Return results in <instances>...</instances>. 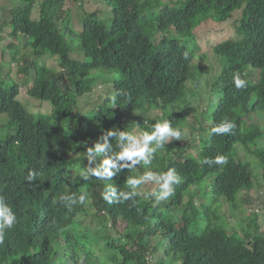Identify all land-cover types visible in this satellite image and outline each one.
I'll return each instance as SVG.
<instances>
[{
    "label": "trees",
    "instance_id": "16d2710c",
    "mask_svg": "<svg viewBox=\"0 0 264 264\" xmlns=\"http://www.w3.org/2000/svg\"><path fill=\"white\" fill-rule=\"evenodd\" d=\"M9 1L0 33L10 25L7 34L24 39L31 51L21 54L11 43L5 64L22 59L20 71L34 69L26 73L31 81L26 94L51 110L30 112L17 98L18 84L0 73V115L6 117L0 132L14 131L11 142L0 138V198L17 217L3 230L0 264H165L168 258L167 264H264V229L256 210L264 211V0H103L108 11H85L77 31L63 25L67 0ZM69 1L83 6L87 0ZM243 4L237 37L211 47L224 64L212 83L204 78L207 90L201 92L207 68L195 79L192 60L200 47L194 30L206 21H228ZM44 54L57 58V74L35 67ZM92 70L113 74L107 79L112 90L67 130L58 122L71 115L76 97L92 90ZM236 74L246 81L244 88H236ZM122 112L140 115L124 120ZM190 113L209 129L196 128L183 142L150 141L148 164L120 167L131 162L117 161L112 177L91 175L121 151L120 133L141 137L164 121L183 130ZM228 123L234 125L229 133L213 131ZM105 143L109 149L98 153ZM219 156L228 163H215ZM169 169L179 181L172 185L174 195L153 207L162 191L160 175ZM147 172L154 173L149 181L158 183L142 195L140 185L129 180ZM207 177H212L204 191L208 197L197 203L190 188L197 190ZM113 191L109 204L102 194ZM121 193L136 194L120 202ZM219 203L234 212L243 205L249 212L232 229L219 215ZM90 212L94 230L83 225ZM95 248L104 251L102 258ZM159 251L162 256L154 258Z\"/></svg>",
    "mask_w": 264,
    "mask_h": 264
},
{
    "label": "rangeland",
    "instance_id": "374dc122",
    "mask_svg": "<svg viewBox=\"0 0 264 264\" xmlns=\"http://www.w3.org/2000/svg\"><path fill=\"white\" fill-rule=\"evenodd\" d=\"M83 6H80L79 4H74L73 2L67 0L63 6V15L66 18H63V25H67V27H70L74 29V31H77L80 28V21L85 15V11H94L96 9L103 10L106 9V5L103 0H87L83 2ZM11 7V2L9 0H0V25H2L3 21H5L6 16V11ZM246 10V5L243 4L242 6H239L233 13L230 19L224 23H215L211 21H206L199 25L197 28H195L194 33L195 36L198 39V45H199V51L196 54V57L192 60V65L195 73V79L199 76V73H202L201 68L206 67L207 71L203 72V81H200V86L199 89L202 92L204 89L207 90L206 84L204 85V78L207 79L209 83H212L214 78L220 73L221 71V66L224 64L219 57H216L212 53L211 47L216 44L217 42L224 40V39H235L237 37V34L235 33L236 31V26H239L240 22L243 19V14L244 11ZM105 11V10H103ZM108 11V9H106ZM37 12L36 10L32 11V18H36ZM71 20L73 22H71ZM61 25V24H60ZM10 25H4L1 29L3 32L0 33V68L3 69L0 70V73L5 74V76H8L7 80H11L15 83L18 84L19 86V94L17 96L18 100L26 106V108L32 112V113H44V114H50V106L47 102H39L35 101L34 99L30 98L26 94V86H28L31 82L30 80L27 82L26 79L28 78L25 72L20 71L21 70V65L23 64V60H17L11 62L10 65H6L5 63L10 61L11 55L13 53V48L8 47L11 43L17 44L18 49L22 52L21 54L29 53L31 49L29 47H24L25 42L23 40H15L10 37L7 32L10 30ZM64 28L61 30L62 35L66 36L68 33V30ZM161 33H158L154 36V38L158 39L161 37ZM72 58L76 59H81L77 54H70ZM203 58V59H202ZM35 67L39 70L42 68H45L50 74H57L61 69L58 67V60L56 57L44 54L41 56L38 60L37 63L35 64ZM10 73L8 74V72ZM34 72V69H28L27 74H31ZM7 73V74H6ZM3 76V78L5 77ZM113 74L110 73H105L100 70H92L90 71L88 77L91 78V84L93 86L92 90L88 93H84L79 97H76V100L73 104L72 108V113L70 116H68L64 121L58 122L59 124H62L67 130H69V126L71 123L78 118L81 115H89L91 114L92 110L96 108L99 104H102L104 100L107 98L108 94H110L112 87L110 83L108 82V78H111ZM63 80L65 79V76L62 78ZM202 79V78H201ZM208 83V84H209ZM192 82H188V87L192 86ZM106 106H110V104H106ZM173 107L170 106L168 108V111H172ZM155 113H160L159 111H155ZM140 115V113H135V112H122L121 115L126 120L127 118L131 117V115ZM258 117V121L261 119ZM5 115H0V119H5ZM187 123L182 126L183 130L178 129L181 132V136L179 141H184L185 139L189 138L190 132L193 131L196 128H202L204 127L205 129H209V124L206 122L205 124H198V121H195V116L190 113L186 115ZM256 119V118H255ZM248 123V122H247ZM195 125V126H190V125ZM246 124V123H245ZM249 124V123H248ZM247 125V124H246ZM190 126V128H189ZM246 127H243L245 129ZM14 131L4 129L3 132H0V138L5 139L8 142H11V138H13ZM137 138H140L138 136ZM175 138V137H174ZM131 144V141H130ZM129 144V145H130ZM260 144V142H259ZM237 148H239V145H236ZM98 156V153H96ZM131 162V161H130ZM262 171V170H260ZM212 177H207L204 179L199 185V188L196 190L193 187L192 189L196 193V202H202L205 203L206 200H204V197H208V194H204V191L206 189V185L209 184V180ZM151 182V183H150ZM158 181L152 182L149 180H145L144 183H142L139 187V192L142 195H145L146 190H149L150 193H152L157 185ZM254 190H251L249 194L253 197L256 195L258 192ZM262 192V191H261ZM263 193V192H262ZM264 194V193H263ZM240 209L238 208L235 212L232 210V208L226 204V203H219V208L218 212L220 216H223L224 220H226L232 229H236V225L239 223V219L242 218V216L245 214L247 215L249 212V207L245 208L239 206ZM256 210H259L258 216H259V223L262 224V228L264 229V217L262 213L264 211L261 209V207H257ZM243 211H245L243 213ZM92 214L91 212L88 213L89 216L84 220L85 222L83 223L86 225H89L92 230L95 229L97 222L95 221L94 218L90 215ZM82 227V226H81ZM82 231L84 228H81ZM114 232V230H113ZM91 237V235L89 236ZM154 240H151L153 242ZM99 248H95V254L99 257H103V252H100L98 250ZM98 250V251H97ZM100 252V253H98ZM162 256V252L159 251L154 258H159ZM171 260V258H168L166 263L167 264Z\"/></svg>",
    "mask_w": 264,
    "mask_h": 264
},
{
    "label": "clouds",
    "instance_id": "9594fccd",
    "mask_svg": "<svg viewBox=\"0 0 264 264\" xmlns=\"http://www.w3.org/2000/svg\"><path fill=\"white\" fill-rule=\"evenodd\" d=\"M233 80L236 88L238 89L244 88L246 85V81L242 79L239 74H236L233 77ZM232 127H234V125L228 123L213 129V131L216 133H229ZM109 135H114V133H109ZM180 136L181 132L179 130H173L170 128L168 121L155 124L154 130L151 133L145 132L139 139L129 135L128 133H120L119 141L121 151L119 153H114L113 155L107 156L98 168L91 170V175L98 178L112 177L114 172L111 171V169H117V161H131V165H121L120 167L134 166L139 163L140 160H144L145 164H148L150 161L146 158L145 153L151 154L148 148L150 141L156 140L158 146H162V142H164L167 137H175L179 139ZM125 140L131 141V144L127 147L123 145V141ZM106 149H109V145L107 143H105L103 146H98L96 151L98 153H105ZM151 151H154V149ZM204 162L207 163L208 161L205 160ZM215 163L226 165L228 163L227 157L219 156L215 159ZM153 176L154 173L147 172L140 178L129 180V184L133 186L141 185L145 180L152 179ZM84 177L87 179L88 174H84ZM29 178H31V176ZM159 179L163 181V183L160 184L162 191H160V194L156 197L153 207L159 205L162 201H166L169 197L174 195L172 185L179 183L176 175L174 174V170L171 169L160 175ZM135 194L136 193H121L120 202L130 199L131 196ZM102 195L103 199L111 204L113 203L112 197L116 196V193L114 191L111 193L104 192ZM79 199L80 202L83 203L85 196L81 195ZM16 220L17 217L13 213L12 209L6 206L3 202V199L0 198V244H2L4 240L3 230L5 228L13 227V225L16 223Z\"/></svg>",
    "mask_w": 264,
    "mask_h": 264
}]
</instances>
